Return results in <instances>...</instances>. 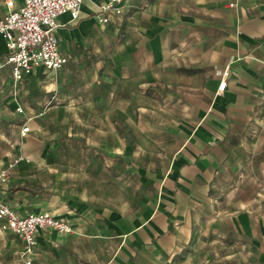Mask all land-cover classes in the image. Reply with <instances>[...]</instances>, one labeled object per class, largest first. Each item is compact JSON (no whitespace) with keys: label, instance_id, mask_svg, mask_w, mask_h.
<instances>
[{"label":"crops","instance_id":"0c3cea01","mask_svg":"<svg viewBox=\"0 0 264 264\" xmlns=\"http://www.w3.org/2000/svg\"><path fill=\"white\" fill-rule=\"evenodd\" d=\"M105 1H84L76 22L68 23L67 14L58 17L59 50L67 58L60 68L47 72L35 68L15 83L11 66L0 67V126L21 129L29 123L34 128L44 116L60 114L74 117L73 122L124 121L113 116L117 114L112 112L110 99L86 96L91 101L80 103L83 96L71 87L78 77L74 69L78 60H96L94 52L81 47L94 41L93 30L103 24L96 16ZM19 4L20 0H15V7ZM6 11L0 0V14ZM115 19L118 24L111 28L119 26L124 36L130 31L134 37L129 41L135 44V95L140 92L142 98L146 83L159 87L166 83L177 92L176 100H182L186 110L178 118L183 125L175 136L180 141L156 168L155 178L149 174L135 184L134 198L95 193L84 187L81 179L76 180L79 184L71 182L69 189L52 188L61 187L62 180L47 184L49 189L45 184L19 186L14 184V169L30 158L23 148L22 153L7 157L13 145L2 152L0 168L19 155L23 157L1 188L4 199L19 215L46 210L71 227L70 232L38 230L36 245L28 256L31 264H193L202 247L199 242L214 219L224 215L236 221L240 217L214 214L218 213L214 203L223 195L214 191L228 185L217 175L230 154L228 140L235 125L249 124L254 108L264 100V0H126L121 12L110 15L108 21ZM6 52L0 35V61ZM144 68L154 71L147 81L143 80ZM159 68L165 69L161 74L167 77L166 82L159 78ZM104 71L90 73V85L96 84L95 89L106 81ZM124 72V68L106 72L107 81L114 82L110 98L116 97V84L128 76ZM223 77L226 84L218 91ZM0 137L10 143L13 138L2 133ZM106 181H111L108 176ZM124 185L127 188V183ZM209 202L212 211L206 212ZM1 224L2 220V231L19 241L13 248L16 256L12 264H24L19 256L23 249L20 237L3 230ZM203 264H207L206 257Z\"/></svg>","mask_w":264,"mask_h":264},{"label":"rangeland","instance_id":"374dc122","mask_svg":"<svg viewBox=\"0 0 264 264\" xmlns=\"http://www.w3.org/2000/svg\"><path fill=\"white\" fill-rule=\"evenodd\" d=\"M115 24L118 19L99 25L93 30L94 41L81 47L94 52L96 60H78L79 66L74 67L78 77L71 87L83 96L80 103L91 101L86 96L110 99L112 112L117 114L113 116L124 121L73 122L74 117L64 114L47 115L34 128L19 122L20 126H28L29 132L18 136L15 132H20V127L0 126V134L13 136L11 143L8 138L0 137V159L2 152L12 145L14 149L7 157L22 153L20 148H23L25 156L30 158L15 167L14 184L22 187L45 184L49 189L51 186L47 184L62 180L61 187L52 188L69 189L71 182L79 184L76 180L81 179V184L95 193L134 198L135 184L149 174L155 178L156 168H160L164 157L177 146L180 139L175 136L183 125L178 118L186 110L181 106L182 100H176L177 92L166 83L160 87L146 83L142 98L140 92L135 95V44L129 41L130 31L124 36L123 28L110 27ZM118 68H124L128 76L116 84V97L110 98L114 82L107 81L106 72L113 73ZM98 69H105L106 81L95 89L96 84L90 85V73ZM164 70L159 68V78L164 77L166 82L167 77L162 76ZM153 72L144 68L143 80L151 79ZM249 122L235 125L228 140L230 154L217 175L220 182L228 185L214 191L215 195L223 193L221 199H216L218 203H214L218 211L214 214L233 213L240 217L236 221L224 215L215 218L205 239L199 242L202 247L193 264H203L205 257L207 264H264V100L254 108ZM107 176L110 182L106 181ZM131 203L137 205V202ZM204 210L211 212L212 204L209 202ZM18 243L9 232L0 229V264H12L16 256L13 248Z\"/></svg>","mask_w":264,"mask_h":264},{"label":"built area","instance_id":"2783aa9c","mask_svg":"<svg viewBox=\"0 0 264 264\" xmlns=\"http://www.w3.org/2000/svg\"><path fill=\"white\" fill-rule=\"evenodd\" d=\"M7 11L0 14V35L5 40L6 55L0 61V67L5 64L11 66L12 76L16 82L29 74L35 68L44 71H54L66 63L67 58L60 53L56 35L58 17L69 15L68 23L76 22L81 5L86 0H20L15 7V0H1ZM126 0H106L100 5L97 21L106 23L112 14L118 15ZM226 84L221 78L218 91H222ZM21 112V108H16ZM29 131L28 126L22 125L20 134ZM23 159L22 156L9 160L0 168V220L1 228L17 234L23 249L19 256L24 264H31L29 255L36 245V232L42 228H50L58 232H70V225L49 211L28 212L19 215L17 211L4 199L1 188L9 180L13 167Z\"/></svg>","mask_w":264,"mask_h":264}]
</instances>
